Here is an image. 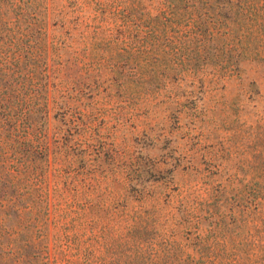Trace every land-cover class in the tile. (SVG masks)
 Masks as SVG:
<instances>
[{
  "label": "rangeland",
  "instance_id": "rangeland-1",
  "mask_svg": "<svg viewBox=\"0 0 264 264\" xmlns=\"http://www.w3.org/2000/svg\"><path fill=\"white\" fill-rule=\"evenodd\" d=\"M21 1L44 28L47 158L0 159V264H85L88 249L92 264H154L169 243L246 250L262 232L264 61L220 82L152 75L136 17L217 16L223 34H264V0Z\"/></svg>",
  "mask_w": 264,
  "mask_h": 264
},
{
  "label": "trees",
  "instance_id": "trees-1",
  "mask_svg": "<svg viewBox=\"0 0 264 264\" xmlns=\"http://www.w3.org/2000/svg\"><path fill=\"white\" fill-rule=\"evenodd\" d=\"M216 1L223 9L233 8L234 0ZM254 3L253 0L244 2L247 7ZM21 5V0H0V159L8 161L14 156L17 160L44 164L47 158L44 28L40 15L23 14ZM17 9L20 12L16 13ZM218 15L230 21L231 26L237 24L232 17ZM248 18L249 15L243 13L237 21L245 25ZM219 21L222 23L217 16L214 19L178 12L167 17H136L139 67L142 70L153 68L152 75L167 71V79L169 76L178 79L182 74L197 77L202 74L213 75L220 82L239 77L242 60L264 61L261 47L255 46L257 40L264 38L263 33H254L252 28L223 34L212 27ZM222 40L225 44L221 47ZM257 205L255 215L261 217L262 232L256 233L246 250L238 248L236 254L225 257L208 254L201 245L200 251L192 253L187 251V246L179 248L169 243L157 252L152 262L264 264V203ZM85 257L88 260L85 264H92L89 260L93 254L89 249Z\"/></svg>",
  "mask_w": 264,
  "mask_h": 264
}]
</instances>
